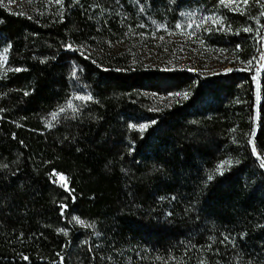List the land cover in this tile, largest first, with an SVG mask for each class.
Wrapping results in <instances>:
<instances>
[{"label": "trees", "instance_id": "1", "mask_svg": "<svg viewBox=\"0 0 264 264\" xmlns=\"http://www.w3.org/2000/svg\"><path fill=\"white\" fill-rule=\"evenodd\" d=\"M54 1L0 0V264H264V0ZM214 14L230 72L145 65Z\"/></svg>", "mask_w": 264, "mask_h": 264}, {"label": "rangeland", "instance_id": "2", "mask_svg": "<svg viewBox=\"0 0 264 264\" xmlns=\"http://www.w3.org/2000/svg\"><path fill=\"white\" fill-rule=\"evenodd\" d=\"M5 7L14 13L31 15L36 13V11L46 5L48 7H60L62 4L54 0H1ZM225 7L232 10L239 9V5L231 2H225ZM221 22L218 14L204 18L202 21V26L191 25L187 28H178L175 31H170L168 29H155L152 30L150 35L146 32H142L145 36L147 35L152 43V46L147 47L146 51L140 52L143 54L144 62L146 66H162L165 68L173 69H187L193 72H213L222 71L224 73L231 71L230 66H226L223 62L226 58L222 57L220 54H211L202 52L200 36L201 32L206 27H214L219 25ZM132 33L138 35V33L132 30ZM139 39V38H138ZM143 40V37L140 38ZM122 48L129 49L128 46H123ZM259 59L255 63V69L260 72L263 64L264 55V38L260 40ZM135 51V50H132ZM6 61V51L0 53L1 68L3 70ZM181 95H170L168 97L158 98V104L161 107H167L177 101ZM149 125H142L138 127L140 130H145ZM54 179L67 186V180L61 174H55ZM74 223L82 228H91L93 226L88 225L85 221L79 219L78 217L73 218Z\"/></svg>", "mask_w": 264, "mask_h": 264}, {"label": "built area", "instance_id": "3", "mask_svg": "<svg viewBox=\"0 0 264 264\" xmlns=\"http://www.w3.org/2000/svg\"><path fill=\"white\" fill-rule=\"evenodd\" d=\"M67 49H68L69 51H72V50H73L71 46L67 47Z\"/></svg>", "mask_w": 264, "mask_h": 264}, {"label": "water", "instance_id": "4", "mask_svg": "<svg viewBox=\"0 0 264 264\" xmlns=\"http://www.w3.org/2000/svg\"><path fill=\"white\" fill-rule=\"evenodd\" d=\"M228 72H230V71H228ZM260 86V83L258 84V87Z\"/></svg>", "mask_w": 264, "mask_h": 264}, {"label": "snow or ice", "instance_id": "5", "mask_svg": "<svg viewBox=\"0 0 264 264\" xmlns=\"http://www.w3.org/2000/svg\"><path fill=\"white\" fill-rule=\"evenodd\" d=\"M186 95V94H185Z\"/></svg>", "mask_w": 264, "mask_h": 264}]
</instances>
